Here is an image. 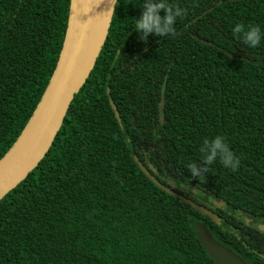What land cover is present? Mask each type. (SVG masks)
Instances as JSON below:
<instances>
[{"label":"trees","instance_id":"1","mask_svg":"<svg viewBox=\"0 0 264 264\" xmlns=\"http://www.w3.org/2000/svg\"><path fill=\"white\" fill-rule=\"evenodd\" d=\"M69 5L0 0V159L50 81ZM196 223L264 264V0H117L48 152L0 200V264H216Z\"/></svg>","mask_w":264,"mask_h":264},{"label":"water","instance_id":"2","mask_svg":"<svg viewBox=\"0 0 264 264\" xmlns=\"http://www.w3.org/2000/svg\"><path fill=\"white\" fill-rule=\"evenodd\" d=\"M116 1L70 0L66 32L50 81L23 131L0 159V200L23 181L48 152L75 94L87 80L105 43ZM112 107L115 110L113 104ZM135 162L156 186L199 213L216 219L203 206L161 185L136 157ZM195 232L216 264H247L216 242L203 223L195 224Z\"/></svg>","mask_w":264,"mask_h":264}]
</instances>
